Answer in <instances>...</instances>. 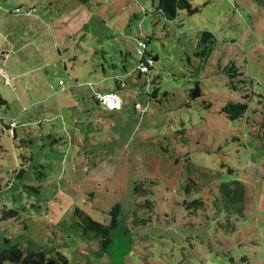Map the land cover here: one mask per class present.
Listing matches in <instances>:
<instances>
[{
  "label": "rangeland",
  "instance_id": "374dc122",
  "mask_svg": "<svg viewBox=\"0 0 264 264\" xmlns=\"http://www.w3.org/2000/svg\"><path fill=\"white\" fill-rule=\"evenodd\" d=\"M157 2L0 0V253L264 264V0H191L198 11L173 20ZM205 30L206 59L195 55ZM231 62L256 94L240 121L220 113ZM116 78L122 107L107 109L95 94ZM230 180L245 185L241 213L218 198ZM77 208L114 223L105 248L82 236Z\"/></svg>",
  "mask_w": 264,
  "mask_h": 264
},
{
  "label": "trees",
  "instance_id": "16d2710c",
  "mask_svg": "<svg viewBox=\"0 0 264 264\" xmlns=\"http://www.w3.org/2000/svg\"><path fill=\"white\" fill-rule=\"evenodd\" d=\"M157 10H159L163 16L168 20H173L177 17L180 10H187L188 14H193L198 11L197 7L192 6L191 0H158ZM213 42V35L209 31H202L197 45L195 55L206 59L211 51V43ZM142 56L140 58V61ZM152 61L156 60V57L152 58ZM227 75L225 84L230 92L229 99L221 106L220 113L226 116L231 121H240L243 119L245 112L248 109L249 103L256 96L255 92L251 90L253 82L252 78L241 72L235 63L231 62L223 70ZM143 72V71H142ZM145 72V71H144ZM62 83V81H61ZM122 82L115 79L116 92L121 89ZM158 88L153 91V95H156ZM118 94V93H117ZM201 96V89L198 82L190 89L189 98L195 99ZM6 100L0 95V104H5ZM183 106L189 107L190 103L186 102ZM210 104H206L208 107ZM122 107V106H121ZM108 109V108H107ZM15 122L14 125L12 123ZM22 123L12 119L10 123L4 124L5 129L10 130L11 136L14 139L18 137L15 128ZM27 159V156H22ZM231 171V169H229ZM25 173L23 168L17 171V177L19 178ZM26 188L33 189L34 187L25 186ZM137 185L134 189L137 190ZM219 200L222 201L226 209L232 210L233 208L237 212H242L244 209L242 194L245 191V185L240 180H230L223 182L219 185ZM198 205L203 204V201H196ZM20 210L10 208L8 214L12 218L20 217ZM75 215L80 218V222L77 224L83 227L82 236L84 238H90L92 235L90 231H94L95 236L99 237V242L102 247H106L110 242V229L114 225H105L93 220L90 216L80 211L78 208L75 210ZM0 264H69L65 255L60 252L55 254H47L43 250H29L27 252L21 251L17 247H11L0 253Z\"/></svg>",
  "mask_w": 264,
  "mask_h": 264
},
{
  "label": "built area",
  "instance_id": "2783aa9c",
  "mask_svg": "<svg viewBox=\"0 0 264 264\" xmlns=\"http://www.w3.org/2000/svg\"><path fill=\"white\" fill-rule=\"evenodd\" d=\"M150 63L151 60L143 58L142 56L139 66L140 71H147L148 67L150 66ZM95 98L101 105H103L108 109H120L122 106L120 96L116 92H105V93L96 92ZM14 124L15 122L12 123V125Z\"/></svg>",
  "mask_w": 264,
  "mask_h": 264
}]
</instances>
